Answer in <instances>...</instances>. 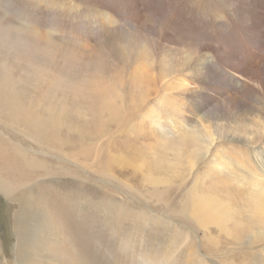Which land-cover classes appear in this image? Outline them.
I'll list each match as a JSON object with an SVG mask.
<instances>
[{"label":"rangeland","instance_id":"1","mask_svg":"<svg viewBox=\"0 0 264 264\" xmlns=\"http://www.w3.org/2000/svg\"><path fill=\"white\" fill-rule=\"evenodd\" d=\"M207 49L241 71L214 67L225 81L235 75L243 86L218 101L252 97L239 108L230 101L228 108H236L209 123L203 119H215L208 114L213 107L202 109L185 95L189 87L202 89L176 87L210 60ZM0 55L37 71L44 89L74 98L75 131L93 138V146L78 144L59 158L42 151L39 158L55 175L24 180V187L14 182L12 194L23 193L21 203L32 211L31 228L20 227L18 236L15 203L0 191V264L250 263L252 253L233 237L216 226L203 228L182 209L204 196L207 206L230 209V215L241 208L251 220L244 203L264 196V155L257 153L264 152V129L253 131L252 122V101L264 106V0H0ZM144 64H178L179 72L170 82L158 79V92L142 94L135 78ZM99 90L107 91L99 96L114 105L116 118L102 115ZM199 122L224 139L210 147L181 143ZM103 124L106 132L99 135ZM26 139L35 166L40 150ZM42 200L45 207L38 208ZM254 243L253 251L263 249L264 243Z\"/></svg>","mask_w":264,"mask_h":264},{"label":"bare ground","instance_id":"2","mask_svg":"<svg viewBox=\"0 0 264 264\" xmlns=\"http://www.w3.org/2000/svg\"><path fill=\"white\" fill-rule=\"evenodd\" d=\"M98 28L100 27L98 26ZM98 28L93 27V30L97 31ZM207 50L208 52H210V60L208 62L205 61L204 63H202L201 68L197 72H191V69L189 68V72L186 73L188 74V76L185 75V84L181 83L180 85H176V87L180 89L184 88V90H186L187 86H196L198 87V89H202L201 91H195L196 88L189 87L191 89H187L185 91V95H193L192 97H194V100L196 101L195 104H198V106L202 109L207 108V106L213 107V110L209 111L208 114H215V119H203L205 120V122L209 123L213 120L220 121L217 119L218 114L220 116H226L227 113H230L231 110H234L236 108L234 106H237L239 108V103H242V101L244 102L245 106L246 104L248 106L249 104L247 103V99H252V97L245 99L243 98L244 100L240 98L239 101L237 97H233L231 100L218 101L220 96H222L224 93H228V91L231 90L238 91L240 87L242 89L243 86H238V84L235 83V75L228 77L229 79L225 81L226 77L218 74L214 67L227 66L230 71H233L237 74H241V71L239 72L238 70H236L237 68L235 69V67H232L233 65H230L231 59L229 57H227L228 59L222 57V55L218 53L217 50ZM173 69H175V71ZM178 70V64H176L174 67L162 65L151 67L149 64H144L143 70L141 71L142 73H138V77L135 78L136 81H138V89L140 90V92H142V94H148L149 92H151V88L152 91H155L156 93L158 88L154 87H157L158 82L165 77V79L170 82L171 75H173V73L175 74L179 72ZM36 76H39V73L33 69H30L26 64L20 63V61L15 62V60L11 59L10 55H6V57L4 55H0V191L5 195V197H7V199H9L10 202L15 203L14 216H12L14 220V232L16 236L19 235L20 227L31 228L32 225L30 224V221L32 220V218L30 217V215L32 214V211L30 210L31 208H24L23 204L21 203L23 193L15 192L16 194H12L17 189V186L14 182L19 181L21 182L20 185L24 187L27 186L26 183H32L36 180L38 181L44 176V178H46V176L55 175V173L51 170L50 164H46V162L44 161L42 162V159L39 158L42 151H45V153L54 151L55 153L53 154L57 153V155L54 157L59 158L63 156L65 150L74 152L77 146L81 144L85 143L86 145L93 146V143L91 142L93 138L91 139L89 135H77L75 127L73 126V119L76 116L73 117L72 112L74 110L72 111V107L75 108L77 106H74V98L68 99L64 94L61 95V93L58 92L60 91L59 88H54L51 86V88L48 87L44 89V79H37ZM245 87L249 86L245 85ZM98 92V95H96L98 96V98L96 97V99H98L100 102L99 110L103 112L102 115L105 116L107 114V116L113 117L116 108L108 100H102L103 97L99 96H104L107 91L99 90ZM230 101L234 103V106L228 108L229 105L227 106V103H229ZM256 101V98L252 101L255 104L252 106V110L256 112V115L254 116L255 119L254 121H252L255 128L253 131L260 132L259 130L264 129V106L261 103L260 99L259 101ZM255 106H257L258 108H256ZM205 116L206 115H204L203 118H206ZM113 118L116 117L114 116ZM113 120L120 122L117 119ZM159 120L160 119H158L157 121L154 120V122H156V125L160 127L161 123H159ZM65 122L68 123L65 124ZM196 126L197 127H193L196 131L193 129L185 132V137L182 138L181 143H185V145H188V147H190L194 144L199 145L202 143V141H204V144L206 143L205 146L210 147L215 140L224 139L222 135L218 134V130L215 127V129L210 132V129L208 128L210 127L209 124L204 126L203 123L199 122ZM86 129L90 128L86 127ZM104 132H106V124H103L99 128L98 134L101 135ZM25 138L28 139H26L28 142L30 141L32 143V146L40 150L38 152H35L38 157L35 161V166L31 158H29V155L32 152L34 153V151L32 149H29V145L31 144H27L24 140ZM256 138L257 136H254L252 141L257 140ZM247 139L251 140L250 137H248ZM250 140H247L246 143H249L248 141ZM64 146L66 148H64ZM82 152L83 150H81V153ZM257 153L261 154V157L262 154L264 155V152ZM219 165L220 167H223L221 164ZM24 180L26 181V183L24 182ZM38 194L43 195V192L40 193V189H38ZM230 194L231 193H226L224 196L226 198H232ZM260 195L262 196V194ZM203 198L205 199L204 196ZM263 198L264 196L259 197L255 194L250 203H244L249 207V211L253 213V218H251V220L249 216V219L242 217L243 214L241 208L236 209V215H230V209H223L218 205L207 206V202H204V199L202 198H200L199 200L189 201L190 203H186V206H184L182 212L184 214L188 212L191 215H195L197 217L198 223L203 228L207 229L209 226H216L219 230V233L224 235V237H233L236 241L234 242L237 246L244 247V249H247L248 252L252 253L250 255L251 260L249 264H253V261H255L256 259L264 258V247L263 249L260 248L261 250H258V252L253 251L254 246L257 247V244H255L254 242L260 243L259 246L264 243ZM236 199L239 198L236 197ZM39 207H45V203L43 202V200L41 201V204L38 205V208ZM40 209L44 210V208ZM49 209L51 210V208ZM233 216H237V220H233ZM261 225L263 226L257 227ZM45 229L48 228L46 227ZM253 229L255 230L253 231L251 238L247 237V239L245 240L247 233L249 234V232H251ZM19 239L23 240L22 236L19 237ZM19 242L23 243L22 241ZM26 244L28 243L25 241L24 245Z\"/></svg>","mask_w":264,"mask_h":264}]
</instances>
